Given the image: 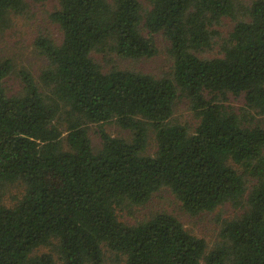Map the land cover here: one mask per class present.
<instances>
[{"label":"trees","instance_id":"1","mask_svg":"<svg viewBox=\"0 0 264 264\" xmlns=\"http://www.w3.org/2000/svg\"><path fill=\"white\" fill-rule=\"evenodd\" d=\"M57 1L63 37L36 39L48 60L39 79L22 67L11 93L16 66L0 60V184L23 188L0 195V264H103L107 250L123 264H264V0ZM25 7L0 0V29ZM157 33L171 43V76L104 70L92 55L154 56ZM216 45L221 55L202 56ZM180 95L193 132L175 120ZM113 121L132 138L108 132ZM162 188L191 215L227 202L241 212L211 247L168 211L122 219Z\"/></svg>","mask_w":264,"mask_h":264},{"label":"rangeland","instance_id":"2","mask_svg":"<svg viewBox=\"0 0 264 264\" xmlns=\"http://www.w3.org/2000/svg\"><path fill=\"white\" fill-rule=\"evenodd\" d=\"M252 1L236 0V3L248 6ZM25 2V9L21 12H11L10 25L0 29V60L11 58L16 66V71H13L5 81L8 91L11 93H14L21 84V78L17 73L18 69L28 68L39 79L42 69L48 63L47 58L36 47V39L45 36L56 42H61L63 37L60 24L51 17V14L60 7L57 0H25ZM142 2L145 6L148 5L147 0H142ZM233 24V19L226 18V22L221 26V29L227 32ZM155 39L159 50L156 55L151 57L139 59L120 58L116 54L104 56L103 53L98 52H93L92 55L102 64L104 70H109L113 65H117L123 69L138 70L159 77L171 76L174 64V58L170 53L171 43L163 33H157ZM214 55H221L218 45L202 53V56L207 57ZM233 102L242 106L241 97H235ZM175 120L186 124L191 132L195 130L198 124V118L190 108L189 99L184 95H180L177 99ZM104 126L114 136L126 139L132 138V132L122 128L115 121L106 123ZM97 130L98 125L90 127V136L94 146L99 145L101 142ZM156 147L155 132L151 130L148 153H153ZM22 190V185L18 182L0 184V195H3L6 201L13 200L15 196L21 194ZM158 211H168L177 215L190 231L206 238L208 245L211 247L219 237L222 221L238 215L241 209L231 202H227L212 211L191 215L183 209L181 201L169 188H162L155 192L146 204L134 206L129 211H124L121 217L129 223H136ZM103 264H123V262L121 257L107 250Z\"/></svg>","mask_w":264,"mask_h":264}]
</instances>
